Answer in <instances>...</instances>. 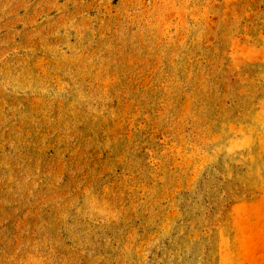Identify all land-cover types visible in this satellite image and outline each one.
I'll use <instances>...</instances> for the list:
<instances>
[{
    "label": "rangeland",
    "instance_id": "1",
    "mask_svg": "<svg viewBox=\"0 0 264 264\" xmlns=\"http://www.w3.org/2000/svg\"><path fill=\"white\" fill-rule=\"evenodd\" d=\"M0 264H264V0H0Z\"/></svg>",
    "mask_w": 264,
    "mask_h": 264
}]
</instances>
